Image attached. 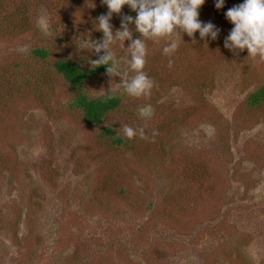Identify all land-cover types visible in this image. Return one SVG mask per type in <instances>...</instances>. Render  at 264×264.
Segmentation results:
<instances>
[{
	"label": "rangeland",
	"instance_id": "obj_1",
	"mask_svg": "<svg viewBox=\"0 0 264 264\" xmlns=\"http://www.w3.org/2000/svg\"><path fill=\"white\" fill-rule=\"evenodd\" d=\"M242 2L205 0L199 20L218 36L181 34L171 68L165 41H146V97L123 94L119 77L89 80L88 97L122 100L96 126L52 62L97 58L106 5L0 0V264H264V103L247 104L264 61L224 48V13ZM135 15L124 5L113 31ZM128 44L112 50L126 56ZM122 125L145 138L124 137ZM105 126L124 144L102 137Z\"/></svg>",
	"mask_w": 264,
	"mask_h": 264
},
{
	"label": "clouds",
	"instance_id": "obj_2",
	"mask_svg": "<svg viewBox=\"0 0 264 264\" xmlns=\"http://www.w3.org/2000/svg\"><path fill=\"white\" fill-rule=\"evenodd\" d=\"M205 0H101L107 12L96 18L95 29L103 33L99 41L91 42L96 59L89 60L94 69L106 65V74L119 77L118 85L123 94L130 98L147 96L153 87V81L144 72L146 62V41L159 44L165 41L162 54L169 57L168 67L173 65L174 53L179 47L180 35L186 34L193 38L198 32L201 40H215L219 29L211 22L199 20V9ZM225 0H214L216 9L224 6ZM124 5L136 12L135 17L124 16L121 26L113 31L110 20L113 13L119 14ZM226 20L233 25L224 39V48L239 53L247 50V57L259 58L264 61V0H243L242 3L229 8L225 13ZM129 24L134 25L140 38L133 39V31ZM129 44L125 48L127 55L117 57L112 46L124 41ZM125 47V46H124ZM123 136L132 139L138 136L144 139L145 128H133L122 125ZM152 136L157 130L153 129Z\"/></svg>",
	"mask_w": 264,
	"mask_h": 264
},
{
	"label": "trees",
	"instance_id": "obj_3",
	"mask_svg": "<svg viewBox=\"0 0 264 264\" xmlns=\"http://www.w3.org/2000/svg\"><path fill=\"white\" fill-rule=\"evenodd\" d=\"M64 23H55L54 28L63 29ZM58 40V39H57ZM35 57L45 61L51 56L50 49L39 47L33 50ZM70 56L55 58L52 66L55 71L61 75L67 82L69 89L75 94L72 104L78 108L82 114L84 121L89 125H100L104 117L111 111L118 109L122 103L120 96L109 94L103 97L90 98L84 92L83 88L89 80L98 75L106 74V65L92 68L90 65L83 64L80 60L70 59ZM264 103V85L254 91L247 99L250 107H259ZM101 136L110 140L112 144L120 146L124 144V138L117 136L115 131L110 127H103Z\"/></svg>",
	"mask_w": 264,
	"mask_h": 264
}]
</instances>
